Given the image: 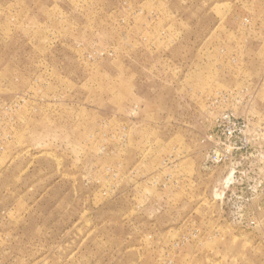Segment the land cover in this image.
Returning a JSON list of instances; mask_svg holds the SVG:
<instances>
[{"label":"rangeland","instance_id":"rangeland-1","mask_svg":"<svg viewBox=\"0 0 264 264\" xmlns=\"http://www.w3.org/2000/svg\"><path fill=\"white\" fill-rule=\"evenodd\" d=\"M0 264H264V0H0Z\"/></svg>","mask_w":264,"mask_h":264}]
</instances>
